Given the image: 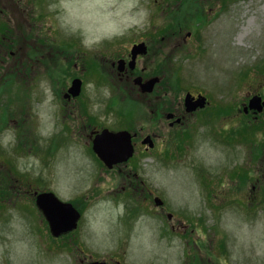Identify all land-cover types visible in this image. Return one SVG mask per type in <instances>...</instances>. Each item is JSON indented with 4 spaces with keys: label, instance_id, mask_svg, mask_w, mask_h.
<instances>
[{
    "label": "rangeland",
    "instance_id": "1",
    "mask_svg": "<svg viewBox=\"0 0 264 264\" xmlns=\"http://www.w3.org/2000/svg\"><path fill=\"white\" fill-rule=\"evenodd\" d=\"M180 1L39 0L33 7L28 0H0V170L7 173V165H13L22 173L42 171L38 177L44 182L36 181L39 190L49 188L55 175L52 181L65 198L88 194L90 186L100 188L99 194L96 190L91 194L94 203L86 205L78 229L61 241L51 240L40 218L33 223L22 221L0 208V258H8L10 264H87L103 259L108 264H264V156L259 153L250 160L244 119L225 117L234 112L230 109L239 111L251 95L264 94V0ZM21 14L32 18V23ZM187 33L190 37L185 42L182 38ZM82 34L96 41L90 47L82 44L88 52L102 50L104 41L110 42L109 52H121L133 41H147L153 52L147 64L155 65L152 74L161 81L148 100L137 91L130 97L144 101L146 119L152 110L161 119L154 125L143 123L144 132H164L168 128L165 113L176 111L186 92L207 99L209 108L203 112L202 123L192 120L198 129L194 142L184 137L180 148L178 141L168 161L156 150L142 160L147 194L163 201L172 214L169 222L152 213L135 226L121 225L120 209L113 205L119 200L107 189L116 183L117 189L112 190L132 204V191L121 190L126 176L114 172L104 175L106 180L95 171L91 174L92 166L79 146L60 157L56 170L43 156L38 158L40 167L28 155L4 154L2 145L7 149L17 143V129L24 128L27 143L33 138L30 126L37 135L52 129V119L62 105L57 91L66 82L69 86L70 71L87 76L88 63L99 66L105 60L102 52L79 53ZM235 35L240 40H234ZM91 79L82 88L83 102L70 105L92 118L99 113L97 129L115 127L111 121L116 115L106 105L117 92L108 88L110 94L105 96V83L90 90ZM133 99L117 97L112 105L137 117L142 107ZM258 118L253 136L264 151V114ZM227 120L228 125L223 124ZM6 130H11L13 141L5 140ZM150 204L155 206L153 201ZM165 221L178 231L170 232ZM187 225L193 233H186Z\"/></svg>",
    "mask_w": 264,
    "mask_h": 264
},
{
    "label": "flooded vegetation",
    "instance_id": "2",
    "mask_svg": "<svg viewBox=\"0 0 264 264\" xmlns=\"http://www.w3.org/2000/svg\"><path fill=\"white\" fill-rule=\"evenodd\" d=\"M140 42L142 41L139 40L132 42L129 47H127V49L125 47L121 52L117 49L113 52H109L110 48L108 47L110 44L102 46V50H96L93 52V54L97 55L102 52V54L105 55V60L102 61L99 66H95L92 64L91 70L89 71L90 77L81 75L80 78L83 82H87L88 79H91V77H93L94 79L91 80L97 87L98 85H103L105 83L103 87L109 88L111 92H117L118 97L121 100L126 99L128 96H130L131 92L136 93V91L138 92L137 95L139 94V97L144 100H148L153 92L151 94H143L142 92L140 93L138 87L134 84V78L138 76L142 77L143 80L154 76L151 71L153 70V67H149V65L147 64V60L153 55V52L150 51V46H148L147 41L144 42L148 47V54H146V56H136L132 67L130 64V60L132 59L130 49L134 44H138ZM149 43L152 42L149 40ZM118 61H123L121 70H118ZM66 91L67 89H64V91L60 92L59 97L62 101V105L60 106L59 112L56 113L55 117L53 118L54 126L52 131L46 137L42 138L43 142L48 145V147L51 144L58 145V151H62L66 145L72 143H80L81 145H84V143H91L93 136L101 130L95 127L96 125L101 124L98 121L99 113H93L92 118L89 115H85V113L82 112L79 106L75 107L74 105H70L74 102L79 104L83 102V90H81L80 94L76 97L66 96ZM155 91L156 89L154 90V92ZM136 99L137 100H135L134 98V101H137L144 109V101L140 98ZM106 109L112 111V114L114 116L116 115V117H113L111 121L112 125L115 127L109 128L115 132L127 131L132 137L131 143L134 149L133 156L126 162L113 166L111 174H113L114 172H120V175L123 174L124 176H126V184L121 187L122 191H125V189L132 191L131 193L133 195L132 197L134 198V205L137 203L140 206H143L144 209L147 208L146 206H150L149 211L151 213L157 214L158 209L152 207V204H150L153 201L154 197L152 194L148 195L146 193L144 181L140 176L142 171L143 157H146L145 155L147 153L155 150L157 153H161L163 151L162 145L169 143L172 140V135L174 133L181 132L184 125H188V127L190 128L192 127L191 132L194 135L192 120H194L196 123L202 122L204 119L203 112L208 109V106L202 109H198L192 113H185L184 107L182 105H179L176 111L165 113L164 117L170 113L174 116L170 118V120L166 121L168 128L164 132L157 130H152L154 132H144L143 123H146L148 119L152 123V125L158 123L161 119L158 117V115H155L154 110L151 111L150 115H147L146 119L143 110L139 112V115L137 117H134L130 116V114L126 111L117 110L115 107H108L106 105ZM261 114H264V109L259 114H256L253 111H248L245 113V115L251 121H257L259 115ZM177 118H181L179 123L176 122ZM93 123L95 124L93 125ZM137 123L138 125L136 126ZM146 137H150L153 143L152 148H148L146 145H142V141ZM33 143L34 140L32 138L30 141V148H32ZM60 154H62V152L54 153L53 159L55 163L58 160ZM41 156L46 157L50 164L51 159L49 155V148L43 151ZM91 158L93 167L95 168L96 166H98L99 168H101L92 156ZM0 167L2 168L1 165ZM101 169L105 174H107L104 171V168ZM20 174L23 176H21ZM20 174L19 172H16L14 170H8L7 173L3 174V171L0 170V208L4 209L5 211L14 212V214L17 215L22 221L33 222L36 193L48 192L51 190L55 191L56 182L49 180L50 187L48 186L49 188H47L46 190H39L36 187V181L38 183H43V178H40L38 176L35 177L34 171H31L27 174L20 172ZM115 184L116 183L110 184L111 187L108 189V191L117 189L114 186ZM141 184L143 188L142 190L140 188ZM111 194H113L115 197L122 198L121 195L115 190H112ZM133 208V205L130 203V205L128 204L127 208H125V211H128L129 214H131ZM9 219H11V216H9ZM22 221L20 223L24 226L25 223Z\"/></svg>",
    "mask_w": 264,
    "mask_h": 264
},
{
    "label": "water",
    "instance_id": "3",
    "mask_svg": "<svg viewBox=\"0 0 264 264\" xmlns=\"http://www.w3.org/2000/svg\"><path fill=\"white\" fill-rule=\"evenodd\" d=\"M139 51V48H135ZM141 50V49H140ZM157 82V79H152L149 82L142 85L143 91L150 92ZM80 83L78 81L73 83L70 91L74 94L78 92ZM257 99H252L250 101V108L257 105ZM185 104L187 110L194 109L197 105L202 106V102L197 104H191L189 101V96H186ZM111 136V137H109ZM105 134L103 135L104 145L100 142H95L94 149L96 152L102 156L106 162L108 163L111 159H118L122 156L131 155V145L129 144L128 139H124L123 137L113 136ZM37 206L43 212L46 220L48 221L50 231L53 236H59L60 234L67 233L74 228H76V222L79 218L78 213L72 208L69 204H64L58 201L54 195L52 194H44L37 198ZM92 264H104V263H92Z\"/></svg>",
    "mask_w": 264,
    "mask_h": 264
},
{
    "label": "clouds",
    "instance_id": "4",
    "mask_svg": "<svg viewBox=\"0 0 264 264\" xmlns=\"http://www.w3.org/2000/svg\"><path fill=\"white\" fill-rule=\"evenodd\" d=\"M52 7H55V5H53ZM144 16L146 17L147 16V12H146V10H145V13H144ZM61 20H62V26H64V20H63V17H61ZM72 30L73 31H75L76 30V26H73L72 27ZM81 42H82V44L85 46V47H90L93 43H95L96 41H95V39L94 38H91V37H89V36H87V35H84V34H82V37H81ZM87 87L90 89V90H95V83L94 82H89L88 83V85H87ZM50 91V90H49ZM103 93H104V95L105 96H107V95H109L110 94V92H109V90H108V88L107 87H105V88H103ZM95 107V106H94ZM5 140L6 141H13L14 140V136H13V134H12V132H11V130H6V132H5Z\"/></svg>",
    "mask_w": 264,
    "mask_h": 264
},
{
    "label": "bare ground",
    "instance_id": "5",
    "mask_svg": "<svg viewBox=\"0 0 264 264\" xmlns=\"http://www.w3.org/2000/svg\"><path fill=\"white\" fill-rule=\"evenodd\" d=\"M236 6L239 7V10H242L240 6H238V5H236ZM245 7H246V6H245ZM235 26H237V25H235ZM235 26H234V27H235ZM234 40H240V36L237 37V35H235V36H234Z\"/></svg>",
    "mask_w": 264,
    "mask_h": 264
}]
</instances>
